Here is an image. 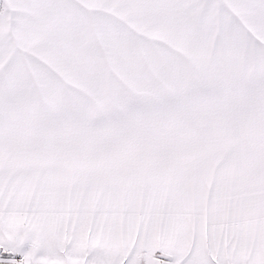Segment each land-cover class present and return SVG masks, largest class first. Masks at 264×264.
<instances>
[{"label":"snow or ice","instance_id":"obj_1","mask_svg":"<svg viewBox=\"0 0 264 264\" xmlns=\"http://www.w3.org/2000/svg\"><path fill=\"white\" fill-rule=\"evenodd\" d=\"M0 264H264V0H0Z\"/></svg>","mask_w":264,"mask_h":264}]
</instances>
